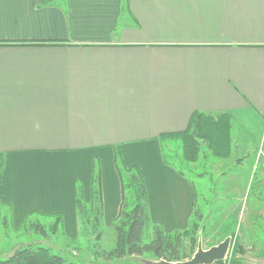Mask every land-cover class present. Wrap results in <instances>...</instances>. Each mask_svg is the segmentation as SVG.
Returning <instances> with one entry per match:
<instances>
[{
  "label": "crops",
  "instance_id": "crops-1",
  "mask_svg": "<svg viewBox=\"0 0 264 264\" xmlns=\"http://www.w3.org/2000/svg\"><path fill=\"white\" fill-rule=\"evenodd\" d=\"M195 112L228 114L255 152L264 146V0H0V202L16 223L61 214L77 240L78 186L89 203L99 158L103 234L114 230L121 147L151 221L187 229L195 190L163 164L159 138ZM254 162L233 171L252 180ZM253 180L233 189L246 264L264 241V182Z\"/></svg>",
  "mask_w": 264,
  "mask_h": 264
},
{
  "label": "trees",
  "instance_id": "trees-1",
  "mask_svg": "<svg viewBox=\"0 0 264 264\" xmlns=\"http://www.w3.org/2000/svg\"><path fill=\"white\" fill-rule=\"evenodd\" d=\"M233 128V118L228 114L213 115L195 112L185 130L160 136L159 144L163 164L187 179L186 175L173 164V151L164 149L163 145L166 141L180 143L182 152L179 159L181 163L197 162L204 146L217 157L228 158L233 152ZM122 154V148L115 147L114 165L121 183V206L113 224L116 233L115 245L111 251H105L100 256L110 260L142 259L145 254L150 253L153 261L157 262L176 264L191 260L198 251V235L203 222V216L196 208V198L189 227L184 230L177 229L173 232H166L162 225L151 221L148 191L139 167L125 165ZM2 164L3 160L0 158V170ZM77 212L80 233L89 232L91 229V232L97 235V239H101L103 236L102 225H104L102 172L98 168V164L96 166L95 161L91 181V200L89 203L85 202L83 187L79 185ZM62 224L63 217L57 215L51 231L58 234ZM34 228L43 235H48L44 226L38 224ZM232 241L233 246L227 259L215 264H246L243 257L247 251L234 236ZM0 264L68 263L65 258L55 254L50 248L29 245L16 250L8 259H0Z\"/></svg>",
  "mask_w": 264,
  "mask_h": 264
},
{
  "label": "rangeland",
  "instance_id": "rangeland-1",
  "mask_svg": "<svg viewBox=\"0 0 264 264\" xmlns=\"http://www.w3.org/2000/svg\"><path fill=\"white\" fill-rule=\"evenodd\" d=\"M233 124V152L228 158L217 157L204 146L203 152L197 162L185 164L181 163L179 159L182 152L179 142L166 141L163 145L164 149L173 151V164L186 175V178L191 182L195 190L196 208L203 216V222L198 235V248L200 244L203 250H209L219 245L229 234H232V237L234 236V216L237 215L238 200L242 198L240 197V193L233 190L234 187L246 188L249 182L251 185L261 183L259 180L254 181L253 175V179L251 180L249 174L246 175V170L243 171V174L233 171V169L238 168L242 163L246 162L247 164L252 155H255L256 161L253 142L249 140L236 122ZM122 158L125 165H127L124 154H122ZM94 161L102 172L101 159L95 158ZM232 203L235 205L230 207ZM57 215L61 214L33 212L28 214L18 224L13 220L12 207L7 204L3 205L0 202V259H8L16 250L34 245L52 249L55 254L65 258L68 264H147L154 260L150 253L145 254L142 259L125 258L110 260L102 258L100 255L103 252L111 251L114 248L116 240L114 230L106 231L103 234L104 236L98 240L97 235L93 234L91 229H89V232L83 231L77 240H73L68 238L65 232L63 233V215H61L63 217V224L60 225L61 231L58 234H54L51 231L52 226L56 222ZM38 224L45 227L48 233L47 236L34 228ZM102 227L104 232V225ZM232 246L233 241L230 252ZM249 252H251V264H264V241L262 244L252 247Z\"/></svg>",
  "mask_w": 264,
  "mask_h": 264
},
{
  "label": "water",
  "instance_id": "water-1",
  "mask_svg": "<svg viewBox=\"0 0 264 264\" xmlns=\"http://www.w3.org/2000/svg\"><path fill=\"white\" fill-rule=\"evenodd\" d=\"M232 245V238H226L222 243L217 246L210 248L209 250H203L199 244L198 251L193 258L186 262H180L176 264H215L217 262L225 261L229 255L230 248ZM147 264H174L168 262H157L152 261Z\"/></svg>",
  "mask_w": 264,
  "mask_h": 264
},
{
  "label": "built area",
  "instance_id": "built-area-1",
  "mask_svg": "<svg viewBox=\"0 0 264 264\" xmlns=\"http://www.w3.org/2000/svg\"><path fill=\"white\" fill-rule=\"evenodd\" d=\"M260 177L264 182V146L256 149V161L253 167V178Z\"/></svg>",
  "mask_w": 264,
  "mask_h": 264
}]
</instances>
